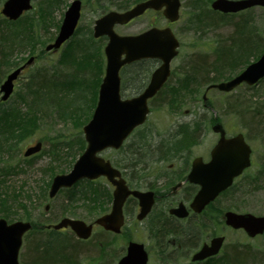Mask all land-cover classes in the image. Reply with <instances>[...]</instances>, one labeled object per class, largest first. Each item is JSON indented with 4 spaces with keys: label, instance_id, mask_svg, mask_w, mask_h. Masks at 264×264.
<instances>
[{
    "label": "rangeland",
    "instance_id": "rangeland-1",
    "mask_svg": "<svg viewBox=\"0 0 264 264\" xmlns=\"http://www.w3.org/2000/svg\"><path fill=\"white\" fill-rule=\"evenodd\" d=\"M71 1L32 0L31 10L19 18L20 22L7 21L0 12L2 36L11 33L16 35L26 29L33 31L35 35V40L27 37L30 42L37 43L34 47L25 42L9 48L0 41L3 61L12 57L13 63H18L30 55L42 52V47L57 34L61 18ZM210 1L181 0L179 20L169 24L180 40L179 53L171 65V77L156 97L149 101L150 111L146 122L128 136L121 149H108L103 155L118 168L125 157L138 156L147 161L154 160L158 155H168L173 161L171 154L176 153L170 152V145L180 123L193 124L195 132L190 130L185 133V147L178 152L205 154L218 136L210 128L212 118H216L224 124L227 134H244L251 146L252 166L236 179L232 190L217 198L214 208L219 212L230 208L237 212L249 211L264 215V78L252 86L243 83L231 92L210 88L207 91V106H204L202 100L207 82L210 83L211 79L213 82L230 79L260 55L264 46V5L252 6L234 14H222L211 9ZM119 2L121 0L93 3L82 0V11L75 33L55 53L44 51L43 55H37L32 65L19 74L13 94L0 103L1 217L10 221L18 218L31 219L36 224L51 223L63 215L93 221L98 213V209H94L97 201L81 198V192L90 191L89 187L97 189L99 202L104 204L101 209L108 208V202L105 204V201L110 197V187L106 180H99L94 184L79 182L70 193L62 189L50 200L47 190L51 177L67 172L73 158L80 153L77 141L82 140L80 121L94 107L105 65L102 48L107 39H95L92 27L98 16L109 9H116L114 5ZM2 3L3 0H0V7ZM104 6L107 9L104 10ZM30 19L36 20L32 27L28 24ZM153 24L164 26L168 22L163 15L152 10L128 24L116 25L114 28L119 34H131L142 32ZM5 54L11 55L5 57ZM231 58L235 62L227 64ZM198 60L204 66L202 68L206 80L203 82L200 77H193L192 73V67ZM2 63L0 83L11 71L10 68L7 69L5 62ZM72 74H76V77ZM45 80L52 83L63 81V86L58 82L60 88L57 89L56 101L51 99L52 96L46 99L40 97V100L48 104L34 100L35 97L29 94L27 88V85L45 87L40 84L45 83ZM122 89L125 92L128 90L127 82ZM37 140L43 142L42 148L33 157H24L25 148ZM64 142H68V146L71 144L72 148H66ZM133 151L137 152L136 156ZM173 152L176 150L173 149ZM72 194L77 196L70 201L69 196ZM45 203L50 206L48 212L44 211ZM221 214L214 225L206 226L200 234L197 233V246L208 234L221 233L225 235V241L218 257L225 255L228 258V252L236 247L244 252L251 251L258 258L246 259L243 255L244 260L241 258L233 264H264V256L259 257L264 252V233L248 238L241 229L226 227ZM150 228L141 225L131 235L134 240L144 242L149 264H192L189 250H185L184 254L177 252L174 255L160 252ZM155 230L158 231L157 228ZM50 233L51 230L48 229L25 234L18 262L37 264L36 257H33L44 250L42 264H116L125 250V236L119 235L117 240L104 234L100 227H96L91 238L85 241L75 238L69 229L52 236Z\"/></svg>",
    "mask_w": 264,
    "mask_h": 264
},
{
    "label": "water",
    "instance_id": "water-1",
    "mask_svg": "<svg viewBox=\"0 0 264 264\" xmlns=\"http://www.w3.org/2000/svg\"><path fill=\"white\" fill-rule=\"evenodd\" d=\"M31 0H6L1 8L2 13L9 19H16L20 14L31 8ZM80 0H73L64 13L63 22L59 28V33L54 39V43L46 45V49L59 47L65 39L73 32L80 15ZM264 5V0H213L211 6L216 10L224 12L237 11L241 8L251 7V5ZM163 15L170 21L178 18L179 0H141L125 11L110 10L95 21L93 27L94 37L105 35L109 41L104 46L106 55L105 76L100 82L98 91L99 97L92 118L82 128L86 146L81 155L75 160L69 173H60L53 177L49 190V195L53 196L61 186L71 187L76 180L83 177L93 179L99 175H107L116 185L113 196V205L110 213L99 217L96 221L106 229L118 232L123 221L121 209L123 201L129 193L140 198V202L145 199V194L140 191L128 190L121 179L113 180L119 171L112 168L108 160H103L98 152L106 147H119L126 136L135 128V125L142 123L148 112L147 99L156 94V91L166 81L170 73L169 64L178 52L179 41L173 35L169 27L147 29L139 34L118 35L114 31V24L126 23L131 18L140 15L148 8L161 9ZM262 32H264V25ZM258 60L247 65L245 70L237 76L232 77L227 82L216 84L217 89L231 90L240 82L246 81L253 84L264 76V50ZM161 59V64L157 66L151 74L149 83L144 90L132 98H121L119 93V68L122 64L143 58ZM29 58L26 63H30ZM24 66V65H23ZM18 67L7 75L1 83L2 97L6 99L13 91V80L22 70ZM205 100V95H203ZM212 130L220 133V137L211 150V160L201 163L200 159H195L192 164V171L188 175L190 181L198 182L201 187L194 195L191 203L193 211L200 212L204 205L213 200L222 190L232 183L233 178L247 168L250 163L249 145L244 142L241 133L234 137H225L224 129L220 123L212 126ZM41 143L28 147L25 156L34 153L40 148ZM142 213L149 210L150 203H142ZM181 208V207H180ZM175 208L171 212H176L183 217L187 214L184 209ZM141 216V215H140ZM139 216V217H140ZM224 221L233 228L242 227L248 236H255L264 231V216H255L251 213L241 214L230 210L224 213ZM69 225L75 230L78 237L84 238L91 233V224H86L82 220L63 217L58 223L52 225L53 228H60ZM30 228V223L18 221L7 225L4 219H0V264H18V249L22 242V234ZM224 237L217 235L195 251L192 260L204 259L207 256L216 255L223 244ZM146 252L140 243H129L127 254L123 256L118 264H146Z\"/></svg>",
    "mask_w": 264,
    "mask_h": 264
},
{
    "label": "flooded vegetation",
    "instance_id": "flooded-vegetation-1",
    "mask_svg": "<svg viewBox=\"0 0 264 264\" xmlns=\"http://www.w3.org/2000/svg\"><path fill=\"white\" fill-rule=\"evenodd\" d=\"M160 62L161 61L159 59L154 58L132 63V65L138 68L144 66V71H139L137 69L131 70L132 65L123 69L124 72L121 74V87H125V83L127 82L128 90L125 92L124 89L121 88L122 96H134V94L141 91L145 86L144 82L147 81L150 74L154 71V67L158 66ZM170 152L176 153L171 154L174 157L173 161L172 157L168 158V155H158L157 157H154V160L144 161L142 158L136 156L137 152L133 151V155L136 157H125L121 167L118 168L121 172V177L124 181H126V185L130 189H139L146 192L148 196H151L152 203L150 210L144 218L139 220L137 219V215L140 210V202L139 199L130 194L124 201L122 208V212L124 214V226L118 234H114L108 230L105 231L102 226H95L100 227L104 234L109 233L111 236L116 237L117 240L119 235L123 237L125 236L124 243L127 244L129 241L134 240L131 235L134 234L135 230L139 229L141 225L149 228H157L158 233L163 231V228H161L162 225L164 227H167V225H175V228L172 227L170 230V235L172 236L175 234L178 236L179 234L184 236L186 225L198 226L200 218L203 219V221L207 220L211 225H214V204L212 202L205 205L201 212H195L190 209V203L192 202L193 196L198 191L199 186L196 183L191 182L188 178V173L192 169L193 160L200 157L202 161H208L210 158V149H208L205 154ZM165 162L168 163L165 164ZM151 164L153 165L150 167ZM104 178L105 177H100L95 180ZM139 179L144 180L145 182L142 183ZM108 184V187H110V191L112 192L113 186L109 182ZM108 198L105 201V204L108 202V208L105 210L101 209L103 203L101 204L99 201L96 203V208L98 209L97 215L105 214L106 211L110 209L112 199L108 201ZM182 204L184 205L186 211H188L187 216L180 218L170 212L173 207H177ZM45 206L50 209V206ZM95 226L93 225V230L95 229ZM63 229L58 231L61 232ZM216 234L217 232L213 233V235L208 234L207 238L209 239L216 236ZM173 238L175 237L173 236ZM207 238L201 241V243L206 241ZM166 241L168 245H171L172 248H174V250L183 251V249L180 248V245H176V240L172 244L169 238L167 239L166 237Z\"/></svg>",
    "mask_w": 264,
    "mask_h": 264
},
{
    "label": "trees",
    "instance_id": "trees-1",
    "mask_svg": "<svg viewBox=\"0 0 264 264\" xmlns=\"http://www.w3.org/2000/svg\"><path fill=\"white\" fill-rule=\"evenodd\" d=\"M97 1H103V0H88V2H97ZM137 1H140V0H121V2H119V3H117V4H115L114 6L116 7V9H126V8H128V7H130V5L131 4H133V3H135V2H137ZM110 4V3H109ZM103 9L105 10V9H107V7H103ZM102 9V10H103ZM42 12H44V11H42ZM31 21L28 23L29 24V26H34V23H35V21L36 20H34V19H30ZM17 22H20L19 20H17ZM14 23V22H13ZM17 35H20L19 37H17ZM27 37H29V38H32L33 37V39L35 40V35H34V32L32 31H26V29H23L20 33H18V34H16V35H9V34H7V35H1L0 34V40L2 39L3 41H4V43H6L7 45H8V47L9 48H11L12 46H19V45H22L23 43L25 44V42H28V44H29V46H31V47H34L37 43H32V42H30V40H29V38H27ZM37 42V41H36ZM7 55H11V54H5V57L7 56ZM0 59H2L1 57H0ZM5 59V58H4ZM13 59H12V57H10L9 59H5V61H3V59L1 60L2 62H5L4 64L7 66V69H12V67H14V66H18V64L20 63V62H18V63H13V61H12ZM0 61V63L1 64H3L2 62ZM4 65V66H5ZM204 68V66H203V64H202V62L201 61H196V63L194 64V66L192 67V73H193V77H195V76H198V77H200V79L202 80V81H205L206 79H205V74H204V70H203V68ZM208 69V68H207ZM1 66H0V72H1ZM72 76H75L76 77V74H72ZM188 76H190V75H188ZM59 83H63V82H61V81H58ZM49 83H52V82H50L49 80H45V83L44 82H40V84L42 85V86H47V85H49ZM53 84V83H52ZM37 86H32V85H27V88L30 90V91H32L34 94L37 92V90L35 89ZM35 89V90H34ZM82 145H84V142H83V144ZM161 228H163V231L161 232V233H159V234H163L164 233V235H166V233L169 231V230H171L172 229V226L171 225H167V227H164L163 225L161 226ZM160 228V229H161ZM189 231V230H188ZM193 235H194V233H192V232H188V234H187V236H190V237H192L193 238V240L195 241V237H193ZM178 241H179V239H178ZM193 241V242H194ZM246 251V250H245ZM247 252H250V254H248ZM230 253V254H229ZM243 255H245V257H246V259H251V257H255V258H258V256L257 255H254V253H252L251 251H246V252H244L242 249H238V248H236V247H233L232 248V250L231 251H229L228 252V258H227V256H221V257H218V258H210L208 261H207V263H205V264H233V262H237V260L238 261H240V259L243 257ZM262 256H264V252L263 253H261L260 254V258L262 257ZM36 257V258H35ZM33 258H35V261H36V263L37 264H42V263H44L43 261H41V256L40 255H35ZM241 260H244V258H242Z\"/></svg>",
    "mask_w": 264,
    "mask_h": 264
},
{
    "label": "bare ground",
    "instance_id": "bare-ground-1",
    "mask_svg": "<svg viewBox=\"0 0 264 264\" xmlns=\"http://www.w3.org/2000/svg\"><path fill=\"white\" fill-rule=\"evenodd\" d=\"M77 24V23H76ZM1 50H0V57L2 56L1 55ZM168 78H170L171 77V75L169 74L168 76H167ZM59 83L58 82H56V83H53L52 85H54V86H59L58 85ZM51 99H53V97L51 98ZM163 151V150H162ZM52 225L53 224H51V226H50V228H52ZM124 225L123 224H120V228H119V230H121V228L123 227ZM172 227H174L175 228V225H172ZM115 231V230H114ZM152 235H153V238L158 242V240L161 242V245H163L164 247L166 246L165 244H167V241H166V237H167V239L169 238V240L170 241H172L173 240V237H171V236H168V235H164V234H159L157 231H156V233H155V235H154V233H152ZM213 237H211V238H209V240H211ZM197 239L198 238H195V241L193 240V238L192 237H190V236H187V237H184L183 239L181 238L180 240H179V242H180V244H181V247L180 248H182L183 249V251L181 250V251H177V250H174L173 249V251H170V253H171V255H174V253H176L177 254V252H179L180 254H184V251L185 250H190L191 249V247H192V245H194V247L195 246H197V244H196V241H197ZM194 241V242H193ZM41 252H37L36 254L37 255H40V256H44L43 254L45 253V251L44 250H42V253L40 254Z\"/></svg>",
    "mask_w": 264,
    "mask_h": 264
}]
</instances>
